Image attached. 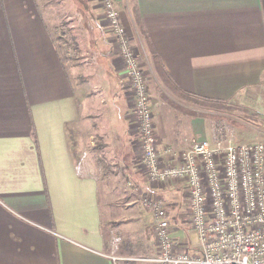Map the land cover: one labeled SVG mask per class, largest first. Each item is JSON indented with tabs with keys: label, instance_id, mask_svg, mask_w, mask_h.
<instances>
[{
	"label": "crops",
	"instance_id": "crops-1",
	"mask_svg": "<svg viewBox=\"0 0 264 264\" xmlns=\"http://www.w3.org/2000/svg\"><path fill=\"white\" fill-rule=\"evenodd\" d=\"M114 1L146 78L164 160L167 148L211 136L205 112L176 90L233 106L264 93V0ZM50 9L46 0H0V264H150L125 259L155 249L134 232L142 208L135 188L161 200L174 185L149 183L138 165L133 96L99 0L69 11L79 32L69 52ZM124 175L129 226L118 215ZM172 206L176 237L188 210Z\"/></svg>",
	"mask_w": 264,
	"mask_h": 264
},
{
	"label": "built area",
	"instance_id": "built-area-1",
	"mask_svg": "<svg viewBox=\"0 0 264 264\" xmlns=\"http://www.w3.org/2000/svg\"><path fill=\"white\" fill-rule=\"evenodd\" d=\"M102 24L120 57L133 96L140 156L149 183L186 190L185 241L173 235L168 210L152 194L142 200L154 220L157 249L130 260L150 264H264V140L231 143L228 135L167 148L160 156L145 75L131 47L114 0H99ZM223 142H227L223 145ZM117 259V257H113Z\"/></svg>",
	"mask_w": 264,
	"mask_h": 264
},
{
	"label": "rangeland",
	"instance_id": "rangeland-1",
	"mask_svg": "<svg viewBox=\"0 0 264 264\" xmlns=\"http://www.w3.org/2000/svg\"><path fill=\"white\" fill-rule=\"evenodd\" d=\"M46 4L49 8H51V13L53 14V17L57 19L58 21V29L60 33V46L61 48L67 49L73 46V37L78 36L79 32H75V29L77 28V24L74 27L73 30L70 29L71 19L68 16L69 11L74 12V8H79V0H46ZM59 11L58 16H56V12ZM78 16H72L73 20L77 19ZM72 34V35H71ZM69 52V51H68ZM189 103L191 104V109H198L203 110L205 113L203 114L206 120L207 129L211 130L210 138L206 139L207 141H212L213 139L216 140L219 139V136L225 137L228 135L229 139L231 140V143H237V142H252V141H260L264 140V93L261 94L259 97L253 99L252 103L247 102L246 105L243 106H236L235 108L230 109H217L214 107H205L202 105H199L195 103L193 100H189ZM153 110V109H152ZM154 114V112H153ZM227 142H223V145ZM121 183L124 186V197L125 199L122 200L118 204V207L120 209V213L118 215L124 216V219H120L121 224L128 222V225H130L131 220L127 218L126 208L128 206V203L126 202L127 198L126 195L131 189V181L130 178L127 176H123ZM175 186V187H174ZM173 187L167 188L168 190H174L175 193H173V197H164L161 195V200L165 202L166 207L169 206V204H173L172 209L176 208H182L185 213V206H186V195H185V188L181 186L180 184L174 185ZM144 188H132V192H136L137 195V205L142 204V208L136 210V213H138L137 221L140 223V231L134 230V232H137L138 234H135L142 243H147L151 247H155L154 253L157 249V240L155 237V230H154V220L151 215V213L147 212L145 210V207L143 205V198L146 195L147 192H149L150 189H148L146 186L143 185ZM122 188V189H123ZM123 192V191H122ZM158 193V191H155ZM170 210L171 207H169ZM178 219V218H177ZM180 223V228L178 234L176 235V238L179 240V242L184 241V233L183 230L186 227V221L184 219H178ZM118 224V223H117ZM118 232V231H117ZM118 237L120 236L119 233ZM118 237L115 238L118 240ZM114 243H116L114 241ZM114 256L118 255L117 249H114ZM153 253V254H154Z\"/></svg>",
	"mask_w": 264,
	"mask_h": 264
},
{
	"label": "trees",
	"instance_id": "trees-1",
	"mask_svg": "<svg viewBox=\"0 0 264 264\" xmlns=\"http://www.w3.org/2000/svg\"><path fill=\"white\" fill-rule=\"evenodd\" d=\"M144 33V32H143ZM144 36L146 38L147 44H148V48L151 52L152 55V59L154 62V66L156 68V71L158 72V75L160 76V78H162L163 81H165L166 76L164 73V69L162 64L160 63V60L156 54L155 49L152 47V44L150 43V40L148 39L147 34L144 33ZM178 93H180L181 95L184 96V98L189 99V100H193L195 103L202 105V106H209V107H214L217 109H230V108H235L233 105H229L226 102L222 101V100H214V99H210V98H204V97H198V96H193L190 95L184 91L176 90Z\"/></svg>",
	"mask_w": 264,
	"mask_h": 264
}]
</instances>
